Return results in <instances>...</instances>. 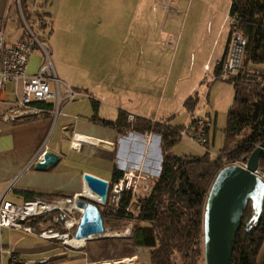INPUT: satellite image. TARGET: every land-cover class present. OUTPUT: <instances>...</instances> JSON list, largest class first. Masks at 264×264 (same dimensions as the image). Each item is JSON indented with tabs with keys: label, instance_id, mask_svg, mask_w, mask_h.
Returning a JSON list of instances; mask_svg holds the SVG:
<instances>
[{
	"label": "rangeland",
	"instance_id": "1",
	"mask_svg": "<svg viewBox=\"0 0 264 264\" xmlns=\"http://www.w3.org/2000/svg\"><path fill=\"white\" fill-rule=\"evenodd\" d=\"M230 2L231 0H49L50 30L42 35L45 39H40L49 45L51 62L59 78L73 88H80L81 92L97 95L91 87L97 85L98 88L99 82L114 74L115 67L120 72L121 66H125L128 67V74L140 75V81L137 82H134V77L133 81L130 76L127 78V82L133 83L132 96L135 97V102H142L141 94L137 96V91L146 92L148 104L145 109H154L157 117L168 115L170 118H166L167 123L183 128L191 123L194 116L211 121L206 147L211 157L215 158L224 146L223 129L234 99L233 86L229 82L212 80L214 60L223 55L229 37ZM119 26L123 27L124 32L116 33L115 29ZM136 27L137 32L134 30ZM20 33L23 34L20 16L19 20L9 17L5 31L7 43L16 39ZM119 43H122L121 48ZM35 54L43 58L38 49ZM209 58L211 70L206 72L203 65ZM145 75H150L151 78ZM121 84L125 90L127 83ZM61 89L65 92L63 87ZM5 94V104L19 106L11 84L7 85ZM190 96L197 100L192 114L183 105ZM86 102L92 105L88 98H78L68 105L67 110H63L66 113L76 109L81 112L82 105L86 106ZM108 111L112 116H100L110 119L108 117H115L118 112ZM55 112L56 108L53 107V123L44 142L46 146L53 144L58 137V122L62 113L54 118ZM172 152L177 156H201L204 153L200 147L186 139L179 140ZM70 154L71 157L75 156L72 161L75 162L74 170L77 173L85 171L95 176L111 178L115 163L90 159L83 154ZM104 206L99 205L101 208ZM110 207L112 208L111 205ZM59 219V215L53 218L54 221ZM60 224L62 231L57 232H67L72 238L75 228L68 232L62 221ZM42 226V230L51 228L49 224ZM110 227L117 225L108 222L105 229ZM51 229L56 232L54 228ZM4 236L3 231V239ZM139 253L137 264H149V251L140 250Z\"/></svg>",
	"mask_w": 264,
	"mask_h": 264
},
{
	"label": "trees",
	"instance_id": "2",
	"mask_svg": "<svg viewBox=\"0 0 264 264\" xmlns=\"http://www.w3.org/2000/svg\"><path fill=\"white\" fill-rule=\"evenodd\" d=\"M48 3L49 0H43L45 9L38 12L40 16L49 18ZM228 19L231 22L229 37L225 51L216 63L215 74L220 75L234 33L240 34L245 46L238 74L226 80L233 86L234 99L227 112L224 146L218 156L211 157L209 152L201 156L173 154L172 148L181 140L178 133L182 126L152 124L140 117H135L133 124L128 125V114L121 111L112 122L96 116L92 118L115 127L119 133L130 130L139 135L153 133L160 136L162 159L159 174L153 180V189L137 202V210L127 216L124 213L131 200L130 193L121 196L116 208L108 205L111 186L123 176L115 166L110 180H107V204L103 208L98 206L104 228L108 222L121 226L131 223L134 245L149 251V264H204L203 215L209 189L222 168L244 163L243 159L264 140V0H231ZM196 103L195 97L190 96L183 105L192 114ZM35 106L53 111L50 103ZM259 173L264 177V152L259 160ZM22 195L25 200L57 197L32 192H23ZM253 214L249 202L235 236L231 264H259L257 257L264 242V202L261 220L247 225ZM55 216L58 214H46L27 223L38 231L43 229V224L62 231L60 222H53Z\"/></svg>",
	"mask_w": 264,
	"mask_h": 264
},
{
	"label": "crops",
	"instance_id": "3",
	"mask_svg": "<svg viewBox=\"0 0 264 264\" xmlns=\"http://www.w3.org/2000/svg\"><path fill=\"white\" fill-rule=\"evenodd\" d=\"M9 17L19 20L16 0H0V18L6 19V25ZM50 17L49 19H51ZM137 29V27L134 29L135 32H137ZM115 30L116 33L124 32L123 27L120 26ZM20 37L21 33L16 39L9 42L14 43ZM118 46L121 48L122 43ZM221 57L214 60L213 70ZM209 60L210 58L204 63L203 70ZM41 62L42 57L34 52L29 60L28 72L34 74ZM121 69L122 71L117 72L115 67L113 75L107 76L105 81L99 82L100 86L103 85L102 87L97 88V85L91 87L97 95L83 92L91 96L92 99H89L91 106L86 102L87 105H82L83 110L81 112L76 111V109L66 113L63 110V115L58 122V137L53 144L50 143L48 146L44 142L53 123L52 112H45L41 116H26L19 122H5L3 115L10 109L15 108L13 105L5 104V95L4 101L0 103V194L11 184V190L7 192L6 200L21 204L25 201V197L22 195L23 192L61 198H71L79 195L82 192V174L85 171L77 173L74 170L75 162L72 160L75 156L71 157L70 153L73 155L83 154L90 159H98L106 163L113 162L119 171L139 167L149 173L155 171L154 152L157 144L160 151V140L159 142L154 140V150H150L147 155L148 142L145 137L137 139L127 137L126 134L119 133L113 126H106L92 120L96 116L99 119L112 122L117 119L118 113L121 111L133 114L135 117L155 120L160 124L177 127V125L165 121L170 116L160 115L157 117L154 109H145L148 104V98L146 99L148 94L146 92L137 91V96L139 93L141 94L142 102H135V97L132 96L134 89L131 81H133V77L134 82L140 81V75L139 73V76L137 74L132 76L133 73L128 74V67L125 66H121ZM55 72L57 74L56 70ZM129 76L130 83L127 82ZM145 76L151 78L150 75ZM124 82L127 83L125 90L121 84ZM135 85L138 84L135 83ZM76 90L80 91V88ZM125 91H127V94ZM68 105L65 106V110L69 108ZM108 109L110 111L117 110V115L112 118L108 117L110 119L101 117L102 114L112 116ZM76 136L85 137L90 141H80L79 146L74 148L72 144ZM44 151L56 153L59 156V161L51 168L38 170L36 164L41 159ZM103 178L110 180L108 177ZM123 228L124 226L118 224L117 227L105 229L104 235L86 239L78 247L70 246L58 239L44 240L36 235L16 229H2L0 236L3 249L15 255L21 261L20 264H122L123 260L130 258H135L136 261L133 264H137L140 250L146 249L135 247L132 236L119 234ZM3 231L5 234L4 239ZM7 261L8 257L5 255L3 262ZM257 261L259 264H264V242Z\"/></svg>",
	"mask_w": 264,
	"mask_h": 264
},
{
	"label": "built area",
	"instance_id": "4",
	"mask_svg": "<svg viewBox=\"0 0 264 264\" xmlns=\"http://www.w3.org/2000/svg\"><path fill=\"white\" fill-rule=\"evenodd\" d=\"M16 3L23 26V34L16 42L7 43L5 34L6 19L0 18V103L4 101L7 85L11 84L19 106L6 112L3 115V120L5 122H19L26 116H41L45 113V110L36 107L35 104L38 103H52L53 107L56 108L54 116L56 118L61 113L63 115V109L66 105L76 101L78 98L92 99L91 96L64 83L58 78L55 72L51 62L49 45L40 39L43 34H46L45 32L48 29L50 30V19L47 16H40L38 14V12L45 9L43 7V0H16ZM42 38L45 39V37ZM244 46L245 40L240 34L234 33L231 36L228 54L221 68L220 75L213 74V71L212 80L220 79L226 81L238 74L242 63ZM36 49L43 55V63L41 62L38 70L34 74H30L28 72L29 60ZM204 70L206 72L211 70L208 64L204 66ZM62 87L65 92L62 91ZM134 120L135 116L128 114L126 123L132 125ZM150 121L152 124L157 123L155 120ZM210 127V122L194 116L187 127H182L179 130L178 136L200 147L204 152H208L206 147L208 141L207 131ZM123 134H126L127 137H134L135 139L145 137L148 142L147 155L150 150H154L155 142L153 141L158 139V135L156 136L153 133L139 135L133 131L124 130ZM157 148L159 149L158 144ZM234 165H244V163ZM122 172V178L111 186L109 202L111 206L116 208L120 203L121 196L124 193H130L131 200L124 209V213L127 216L128 213L137 210V202L140 199L142 200L153 189V176L156 175L144 171L142 167L126 168ZM257 174L263 179L259 170ZM10 190L11 184L0 194V231L2 229H16L36 235L44 240L58 239L67 244L62 239V236H70L69 233L59 234V232H55L51 228L38 231L35 227L28 225L27 222L32 218L56 213L60 216V219L53 220L54 223L62 221L68 232L73 228L76 229L80 219L78 214L81 215V211L74 203L78 199V195L71 198H35L33 200H25L21 204H15L6 200V194ZM128 225L130 227H127ZM127 226L119 234L131 236V223H128ZM78 246L80 244L73 245V247ZM5 255L8 257L7 262H3ZM135 261V258H130L126 262L123 260L122 264H133ZM20 263L21 261L15 255L3 249L0 236V264Z\"/></svg>",
	"mask_w": 264,
	"mask_h": 264
},
{
	"label": "water",
	"instance_id": "5",
	"mask_svg": "<svg viewBox=\"0 0 264 264\" xmlns=\"http://www.w3.org/2000/svg\"><path fill=\"white\" fill-rule=\"evenodd\" d=\"M157 138L159 142L160 137ZM263 152L264 140L256 146L249 157L243 159L244 165L226 166L216 175L206 198L203 215L204 264H231L235 236L241 226L243 211L249 202L254 214L247 225L261 220L264 180L257 172ZM161 159L160 153V162ZM58 161L59 156L56 153L44 151L36 164V169L46 170L55 166ZM82 182L98 198V202H91L81 194L74 201L75 206L81 210L79 223L74 232V238L78 241L105 232L98 206L106 204L109 191L107 180L90 173L82 174Z\"/></svg>",
	"mask_w": 264,
	"mask_h": 264
},
{
	"label": "bare ground",
	"instance_id": "6",
	"mask_svg": "<svg viewBox=\"0 0 264 264\" xmlns=\"http://www.w3.org/2000/svg\"><path fill=\"white\" fill-rule=\"evenodd\" d=\"M80 141H90L89 139L82 137V136H76L74 141H73V147L77 148L79 146V142ZM155 142V141H153ZM156 142H158V139H156ZM152 152V151H151ZM155 163H154V168L155 171H153L152 173L154 175H157L158 173V169H159V162H160V152L159 149L156 148L155 149ZM81 196L85 197L86 199L90 200L91 202L97 203L98 202V198L96 196H94L88 189L86 186H84V190L80 193ZM80 210V209H79ZM81 211V210H80ZM62 239H64L67 244L69 245H78L81 244L82 241H78L76 240L74 237L70 238L69 236H62ZM129 259H125V262L128 261Z\"/></svg>",
	"mask_w": 264,
	"mask_h": 264
}]
</instances>
